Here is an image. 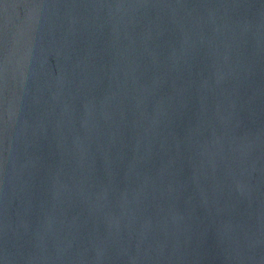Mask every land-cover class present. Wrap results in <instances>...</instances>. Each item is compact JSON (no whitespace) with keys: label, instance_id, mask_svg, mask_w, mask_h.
<instances>
[{"label":"water","instance_id":"obj_1","mask_svg":"<svg viewBox=\"0 0 264 264\" xmlns=\"http://www.w3.org/2000/svg\"><path fill=\"white\" fill-rule=\"evenodd\" d=\"M0 264H264V0H0Z\"/></svg>","mask_w":264,"mask_h":264}]
</instances>
